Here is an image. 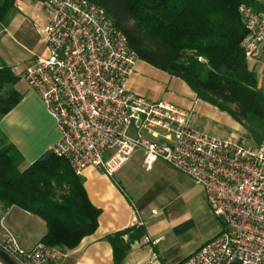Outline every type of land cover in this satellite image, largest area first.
Masks as SVG:
<instances>
[{
	"label": "built area",
	"instance_id": "2783aa9c",
	"mask_svg": "<svg viewBox=\"0 0 264 264\" xmlns=\"http://www.w3.org/2000/svg\"><path fill=\"white\" fill-rule=\"evenodd\" d=\"M43 51L20 71L60 131L52 153L81 176L89 168L113 176L140 149L142 167L160 160L205 192L221 231L178 264H264V140L255 146L220 139L190 125L191 111L150 102L128 82L138 60L103 8L88 0H39ZM246 61L264 51V11L239 6ZM155 213V211H152ZM142 222L134 214L131 227ZM1 248L18 264H52L59 249H23L0 219ZM145 243L159 239L145 237Z\"/></svg>",
	"mask_w": 264,
	"mask_h": 264
},
{
	"label": "trees",
	"instance_id": "16d2710c",
	"mask_svg": "<svg viewBox=\"0 0 264 264\" xmlns=\"http://www.w3.org/2000/svg\"><path fill=\"white\" fill-rule=\"evenodd\" d=\"M103 8L127 39L138 60L183 81L205 103L226 113L242 128L240 139L264 140V90L248 66L239 6L264 11V0H88ZM16 0H0V26ZM19 77L0 57V119L21 99ZM18 150L0 135V210L15 206L45 222L42 243L74 248L96 228L99 210L88 201L83 180L68 162L45 152L21 168ZM118 232L106 239L115 264L129 244Z\"/></svg>",
	"mask_w": 264,
	"mask_h": 264
},
{
	"label": "crops",
	"instance_id": "0c3cea01",
	"mask_svg": "<svg viewBox=\"0 0 264 264\" xmlns=\"http://www.w3.org/2000/svg\"><path fill=\"white\" fill-rule=\"evenodd\" d=\"M37 7L30 0H16V9L10 17L27 11L33 17V11ZM43 48L44 46L38 54ZM248 66L254 71L259 88L264 90V51L260 52L255 61L249 62ZM13 72L16 75L19 73ZM128 88L147 101L171 103L191 113L195 107L203 111H218L212 105L200 101L180 79L140 60L136 61ZM20 94L19 102L0 119V135L18 150L22 157L21 168L24 169L51 150L60 138V131L31 88L25 94ZM232 121L235 123L233 128L239 129L240 136L241 126ZM236 137V134H232L230 138L237 140ZM133 152L113 176H107L95 168H89L78 176L83 180V189L89 203L99 210L96 228L74 248L56 247L60 255L52 264H115L111 244L106 238L125 231L129 235L136 231L139 237L129 244L122 264H178L202 246L204 240L194 247L186 244L194 221L179 216L183 203L178 202L176 197L165 195L167 187L173 182L188 178L160 160L150 170H145L142 167V151L136 150L138 154L135 158H132ZM200 198L207 211L206 195L202 187ZM135 213L142 225L133 228L131 223ZM0 219L26 250L41 242L46 234L43 220L15 206L5 211L0 210ZM128 234L122 237L123 242L127 241ZM5 236L0 228V264H18L1 248ZM145 237L159 239V242L155 245L145 243Z\"/></svg>",
	"mask_w": 264,
	"mask_h": 264
},
{
	"label": "rangeland",
	"instance_id": "374dc122",
	"mask_svg": "<svg viewBox=\"0 0 264 264\" xmlns=\"http://www.w3.org/2000/svg\"><path fill=\"white\" fill-rule=\"evenodd\" d=\"M37 5V10L33 11V17L25 14L15 13L9 17L6 23L0 26V57L10 66L13 71L20 72L30 63L41 51L43 44L38 24L45 21L48 14L43 9L39 0H30ZM16 90L22 94L26 93L30 87L19 79L15 86ZM235 123L225 114L214 110L193 109L190 118V125L200 131L220 139H228L232 134H236L237 142L243 146H252L253 142L240 139L239 132L233 128ZM237 131V132H236ZM136 150H140L136 148ZM136 150L132 158L136 157ZM184 175V174H183ZM186 176V175H184ZM187 177V176H186ZM173 182L167 187L165 195L183 203V208L179 211V216L190 218L194 221V226L189 230L186 244L194 247L204 240L203 244L216 236L221 231L219 220L212 214L208 205L207 211L203 208L200 198L201 186L195 184L189 177ZM211 214V215H209ZM202 244V245H203Z\"/></svg>",
	"mask_w": 264,
	"mask_h": 264
}]
</instances>
